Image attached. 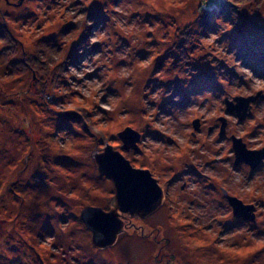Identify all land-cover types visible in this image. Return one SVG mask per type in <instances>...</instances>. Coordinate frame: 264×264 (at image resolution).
Listing matches in <instances>:
<instances>
[{"label":"rangeland","instance_id":"1","mask_svg":"<svg viewBox=\"0 0 264 264\" xmlns=\"http://www.w3.org/2000/svg\"><path fill=\"white\" fill-rule=\"evenodd\" d=\"M20 1L0 0V51L7 29L9 60L45 61L53 43L60 54L50 76L0 64V264H264V159L236 163L233 149V137L264 149V0L209 26L201 0ZM258 93L246 118L227 110ZM128 127L137 150L123 148ZM108 145L165 197L147 216L122 213L99 248L81 211L116 207L96 159Z\"/></svg>","mask_w":264,"mask_h":264},{"label":"water","instance_id":"2","mask_svg":"<svg viewBox=\"0 0 264 264\" xmlns=\"http://www.w3.org/2000/svg\"><path fill=\"white\" fill-rule=\"evenodd\" d=\"M23 0L20 1L22 3ZM261 95L248 97L238 96L234 100L226 99L228 111H236L240 119L250 115V104ZM198 127V124H196ZM123 141V148L138 149L140 133L126 128L119 133ZM233 149L236 155V163L245 162L252 168H257L264 159V149H249L242 138L233 137ZM101 174L112 178L116 191V207L109 211L99 206H86L81 211V218L92 231L93 244L99 248H107L113 245L124 229L122 213L147 216L154 212L163 203L165 193L158 180L149 169L136 168L130 160L120 151L114 150L111 145L96 156ZM237 217L254 220L255 215L251 204H245L243 200L233 195H226Z\"/></svg>","mask_w":264,"mask_h":264},{"label":"trees","instance_id":"3","mask_svg":"<svg viewBox=\"0 0 264 264\" xmlns=\"http://www.w3.org/2000/svg\"><path fill=\"white\" fill-rule=\"evenodd\" d=\"M201 6H200V13H201V21L205 24V26H209L211 22L216 18L218 15H224L227 19L233 20L234 23H239L242 20L249 18V13L245 10L246 5L250 3H257L260 4L263 0H201ZM2 39L7 43L6 47L0 51V57H1V65L7 64L9 61V64L11 66V75H14L17 70H23L26 68V66H32L37 72L40 70L44 74L50 76L51 75V66H55V63H57V59L55 60L54 54H60V48L56 44L53 45V50L55 48L54 53L49 54L48 52L45 54V61L40 60L39 56H35L33 59L36 61L30 62V60L24 61L23 60H9L11 55L15 54V48L17 47L16 38L5 29L4 32L1 33ZM52 39H44V44L49 46V42ZM41 42V43H42ZM19 43V42H18ZM42 45H38V51L40 50V54L42 52L43 47ZM45 53V52H44ZM44 55V54H42ZM57 55V58H58ZM54 58H53V57ZM0 65V67H1ZM39 68V69H38Z\"/></svg>","mask_w":264,"mask_h":264},{"label":"flooded vegetation","instance_id":"4","mask_svg":"<svg viewBox=\"0 0 264 264\" xmlns=\"http://www.w3.org/2000/svg\"><path fill=\"white\" fill-rule=\"evenodd\" d=\"M157 179V178H156ZM185 186H183V188H184Z\"/></svg>","mask_w":264,"mask_h":264}]
</instances>
